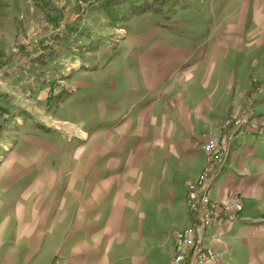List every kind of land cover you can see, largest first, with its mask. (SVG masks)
<instances>
[{
    "label": "crops",
    "instance_id": "crops-1",
    "mask_svg": "<svg viewBox=\"0 0 264 264\" xmlns=\"http://www.w3.org/2000/svg\"><path fill=\"white\" fill-rule=\"evenodd\" d=\"M196 13L197 37L150 38L149 54L108 62L106 75L128 77L142 57L148 82L139 73V88L122 90L127 99L117 104L112 87L99 88L101 132L86 138L83 184H68L67 201L59 184L2 185L0 264L171 263L175 234L190 222L187 186L204 168L207 136L229 134L224 119L247 106L252 81L264 80V0H197ZM252 109L264 117V93ZM211 196H236L243 206L203 232L217 264H264V135L233 136ZM66 202L69 213L57 214Z\"/></svg>",
    "mask_w": 264,
    "mask_h": 264
},
{
    "label": "rangeland",
    "instance_id": "rangeland-1",
    "mask_svg": "<svg viewBox=\"0 0 264 264\" xmlns=\"http://www.w3.org/2000/svg\"><path fill=\"white\" fill-rule=\"evenodd\" d=\"M145 1L154 2L0 0V106L7 110L0 112V188L10 182L59 184L67 201L68 184H83L86 138L101 132L99 88L112 87L117 104L127 99L122 90L139 88V73L148 82L149 62L142 57L135 58L136 74L131 68L128 77L106 75L108 62L121 53L149 54L150 38L179 41L200 35L197 0H159L161 15L129 13ZM261 82H251L247 101ZM90 88L95 91L88 93ZM92 115L98 117L94 124L87 122ZM61 207L57 214L69 213L67 202Z\"/></svg>",
    "mask_w": 264,
    "mask_h": 264
},
{
    "label": "built area",
    "instance_id": "built-area-1",
    "mask_svg": "<svg viewBox=\"0 0 264 264\" xmlns=\"http://www.w3.org/2000/svg\"><path fill=\"white\" fill-rule=\"evenodd\" d=\"M263 93L264 81L250 92L243 111L225 120L224 130H228L229 134L217 140L206 138L203 146L206 154L204 168L198 178L187 186L186 203L190 222L175 234V254L170 264H217L219 255L204 244L203 232L236 219L243 206L236 196H231L227 203L213 200V181L225 169L231 140L236 133L264 135V117L258 116L252 109L254 100Z\"/></svg>",
    "mask_w": 264,
    "mask_h": 264
},
{
    "label": "trees",
    "instance_id": "trees-1",
    "mask_svg": "<svg viewBox=\"0 0 264 264\" xmlns=\"http://www.w3.org/2000/svg\"><path fill=\"white\" fill-rule=\"evenodd\" d=\"M155 3H159L157 7H155ZM163 2H160L159 0H154V2L150 3L149 1H145L141 5L131 7L129 10V13L132 15L138 16V15H143L145 13H151L152 15H161L163 13V8H162ZM111 5V4H109ZM63 96L60 94L57 99H61ZM0 112L1 113H6L7 110L3 107L0 106ZM39 129L45 130V131H51L49 128L41 125H37Z\"/></svg>",
    "mask_w": 264,
    "mask_h": 264
}]
</instances>
